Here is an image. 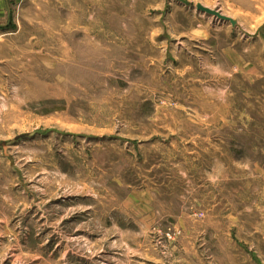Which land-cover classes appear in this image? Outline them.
I'll return each mask as SVG.
<instances>
[{
	"label": "rangeland",
	"instance_id": "374dc122",
	"mask_svg": "<svg viewBox=\"0 0 264 264\" xmlns=\"http://www.w3.org/2000/svg\"><path fill=\"white\" fill-rule=\"evenodd\" d=\"M185 1L0 0V264H264V0Z\"/></svg>",
	"mask_w": 264,
	"mask_h": 264
},
{
	"label": "water",
	"instance_id": "95a60500",
	"mask_svg": "<svg viewBox=\"0 0 264 264\" xmlns=\"http://www.w3.org/2000/svg\"><path fill=\"white\" fill-rule=\"evenodd\" d=\"M176 1L181 3L182 5H184L186 7H191V4L189 2H187V1H185V0H176ZM5 2H6V6H7V0H5ZM195 9H196V11H198L200 13H204V14H206L208 16L215 17L217 19H220L223 22H228L232 27L236 26V22H234L232 19L224 17L219 12L211 10L209 8H206V7L202 6L201 4H196L195 5ZM7 17H8L7 23L5 25H1L0 24V30L4 29V28H7L9 26V23H10V11H9L8 8H7Z\"/></svg>",
	"mask_w": 264,
	"mask_h": 264
},
{
	"label": "bare ground",
	"instance_id": "6f19581e",
	"mask_svg": "<svg viewBox=\"0 0 264 264\" xmlns=\"http://www.w3.org/2000/svg\"><path fill=\"white\" fill-rule=\"evenodd\" d=\"M208 16V15H207ZM224 16V15H223ZM212 17V16H211ZM224 17H226V16H224ZM213 18H215V17H213ZM228 18V17H227ZM216 20H218V21H220V22H223V21H221L220 19H217V18H215Z\"/></svg>",
	"mask_w": 264,
	"mask_h": 264
}]
</instances>
